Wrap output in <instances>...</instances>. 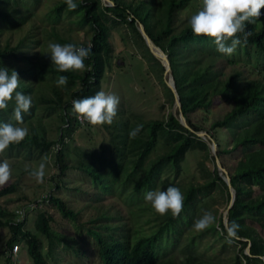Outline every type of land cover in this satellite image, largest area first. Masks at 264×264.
Here are the masks:
<instances>
[{
  "label": "trees",
  "instance_id": "obj_1",
  "mask_svg": "<svg viewBox=\"0 0 264 264\" xmlns=\"http://www.w3.org/2000/svg\"><path fill=\"white\" fill-rule=\"evenodd\" d=\"M37 1L39 0H28L29 4H35ZM112 1L114 2L113 6H103L101 0H74L77 8L73 11L68 10L65 0H59L50 8L46 15L49 20L53 22L59 20L63 8H65L67 14L74 16L73 21L76 24L80 26L88 25L92 32L90 42L81 45L91 50L84 61L85 68L81 71L58 72L52 61L48 63L42 61V59H35L45 57L41 51L33 56L26 53L31 46L35 47L39 43L35 31L38 27L28 20L30 13L17 7L18 0H0V64L6 59L8 63V58L15 56L17 59H25L27 64H31V67H28L24 73L34 72L35 75L38 73L40 77L49 73L56 76L64 75L68 78L67 82L79 83L76 89L71 90L70 100L65 101L63 105L60 118L66 124V127H61V133L55 142L46 141L43 137L40 139L36 133L32 132L25 140L18 144H12L10 147L19 146L30 150L34 146L42 151L47 150L54 144L59 146L60 149L61 146H64L65 136L72 131V122H78L77 115L75 113L70 114L67 111L72 108V101L93 96L100 91V82L104 76L105 65L108 63L111 52V45L108 40L110 32L108 21L112 24H125L131 29L135 42L142 46L146 56H148L147 61L151 62L150 66L157 67L156 73L170 102L173 103V94L163 79L164 68L159 60L149 53L138 30V23H142L151 40L168 57L176 91L180 99L181 111L187 123L193 128L207 131L212 136L216 142L217 156L222 166L226 168L222 160L224 153L254 148L253 152H250L253 153L255 161L249 166L243 163L242 167L238 166L233 170H228L230 182L235 191L234 202L228 210V225L232 222L239 224L237 234L234 237L228 236L222 215L218 218L217 226L220 228L221 236L224 234L228 240L239 243L240 254L235 258L234 264H242L240 257L247 263L263 262L261 256H264V238L259 235L252 223H257L261 228H264V82L258 79L247 82L234 97L236 100L235 105L221 119L213 121L208 129L194 123L189 114L196 109L208 108L212 103L214 94L217 92L212 90V81L216 76L213 67L217 58H220L221 53L216 50V45L212 39L206 36H195L192 33L188 21L190 19H187V22L180 27L175 24L181 9L193 7L190 5L191 0ZM24 25H26V30L23 27ZM4 30H19L22 35L15 45H11L10 37L1 40ZM245 30L251 35L248 36L245 42L243 34H238L242 46L244 48L252 46L258 51L264 52V14L255 23L246 22ZM47 33L54 35L60 44L75 43L59 35L54 29V25H51V29ZM75 44L79 46V44ZM7 69L9 75L12 70L20 71L18 68ZM17 90L29 94L32 91V86L31 84L19 82ZM223 92L229 94L228 87ZM55 95L60 104L61 98L57 90H55ZM252 113L259 121L257 124L259 131L242 136L229 149L222 148L215 138L213 130L229 127L236 120L251 116ZM5 121L6 119L0 110V122ZM137 125H143L142 130L135 137H130V130L136 128ZM119 128L120 134L118 136L122 146L114 147L118 159L105 161L103 158H99L101 161L100 166L106 168L105 171L92 163L80 162L71 166L88 174L92 183L97 185V190L102 194L113 195L118 193L124 195L126 201H136L139 195L145 196V193L152 190L165 166H169L177 172L187 152L202 151L204 160L208 158L215 160L206 141L184 128L180 124L177 115L172 112L167 114L165 120H150L133 124L126 118H120ZM63 130L65 132H62ZM159 140L167 147L166 150L156 158L151 159L146 166H143L145 159L151 154ZM60 149L56 153V162L58 169L63 173L68 169V165L64 163ZM248 159L247 156V163ZM204 160L203 164L205 163ZM209 175V178L203 183L187 184L183 191L184 202L180 214L174 216L171 212H168L163 215L161 224L155 230L153 229L148 233L143 232L141 223L136 220L131 228V238L121 239L111 236L103 238L101 233L89 229V234L96 240L101 264H215L209 260H203L195 251L194 235L188 240L189 242H186L184 247L187 252L181 260L164 257L166 251L175 246L177 233L181 232L183 228H186L189 232H191V229L194 231L193 219L199 208L198 206L207 199L208 193L213 187L217 185L225 191L228 206L230 193L216 166L210 171ZM13 189V184L0 188V196L10 193ZM41 201L51 202L66 217H75L73 211L66 208L61 199L55 195L48 194ZM138 202H140V205L142 204V201ZM148 207L150 206L145 205L139 209L145 211ZM16 216L15 212L6 208L0 209V226L7 227L11 233L5 246L11 252L17 241H23L27 255L33 264H49L43 253L42 243L38 235L24 228L25 217L23 220H19L16 219ZM51 220L50 215L40 211L36 216L35 230L47 239L49 248L52 249L55 240L66 241V238L50 226ZM146 220H149V218H146ZM108 228L112 229V227ZM168 228L172 230V234L169 237H164L163 230ZM204 231L210 232V234L216 233L220 237L215 223L209 225ZM243 238H246V240H243ZM248 244H250L249 254L245 253ZM75 251L76 254H80L79 249H75Z\"/></svg>",
  "mask_w": 264,
  "mask_h": 264
},
{
  "label": "rangeland",
  "instance_id": "obj_2",
  "mask_svg": "<svg viewBox=\"0 0 264 264\" xmlns=\"http://www.w3.org/2000/svg\"><path fill=\"white\" fill-rule=\"evenodd\" d=\"M58 1L39 0L35 4H29L28 0H18L17 2V7L27 10L30 13L28 20L38 27L35 31L39 43L35 47L31 46L26 52L27 55L33 56L41 51L45 57L35 59H42L48 63L51 61L48 44L49 42L58 43L54 35L47 33L51 29V25H54V29L59 35L74 41L79 46L89 43L92 37L88 25L76 24L73 21L74 16L67 14L65 8H63L59 20L53 22L47 18L46 15L50 8ZM190 2L193 7L179 11L178 19L175 21L179 27L202 6V0H191ZM101 3L106 6V2L101 0ZM261 11L264 14V10ZM107 24L110 28L108 40L111 52L100 82V90L114 93L119 97L120 103L113 122L110 125L97 126L84 120L83 123L72 122V131L65 136V143L61 149L55 144L42 151L34 146L30 150L17 146L9 147L5 152L0 153V161L6 160L11 168L9 181L0 185V188L10 184L14 185L13 191L0 196V209L6 208L15 212L16 219L19 220H23L25 217L24 228L38 235L49 264H101L96 240L89 234V229L101 233L103 238L111 236L125 239L131 238V228L134 226L135 220L141 223L142 231L148 233L157 229L163 219V215L156 213L145 201L144 196L139 195L136 201H126L122 194H102L97 190V185L92 183L88 174L71 167L80 162L92 163L105 171L106 168L100 166L99 158H103L105 161L118 159L114 147L122 146L118 136L120 134V118H126L132 124L150 120H165L167 114L175 110L156 73L157 67L150 66L151 62L147 61L148 56L142 46L135 42L131 29L125 24H112L110 21ZM21 35L19 30H4L1 40L10 37L11 45H15ZM226 44L230 45L231 40H228ZM221 56L219 59L217 58L213 67L216 76L212 81V90L217 92L212 98V103L206 109H196L189 114L194 123L207 129L213 121L221 119L235 105L234 97L247 82L256 79L264 82V52H260L252 46L244 48L241 43L233 54L221 53ZM2 67L18 68L20 83L32 86V91L26 94L32 97V106L29 113L24 114L23 123L19 126L28 128V135L33 132L40 139L43 137L46 141L55 142L61 133V127H66L60 118L63 105L65 101L70 100L71 90L76 89L79 83L67 82L64 86H57L58 76L56 75L49 73L40 77L38 73L36 75L34 72L24 73L28 67H31V64H27V60H19L15 56L9 57L8 63L7 59L3 60L0 64V68ZM227 87L229 94L223 92ZM55 90L60 94V104L57 101ZM13 107L14 102L11 101L8 108L1 112L6 119L5 122L16 124L17 122L11 119ZM67 111L70 114L73 113L72 108ZM258 123L259 121L252 113L251 116L236 120L229 127L214 129L213 134L222 148L229 149L242 136L251 132L257 133L259 131ZM166 148L159 140L151 154L145 159L143 166L162 154ZM59 149L63 154L64 163L68 165V169L63 173L58 169L56 162V153ZM252 150L254 148L224 153L222 160L227 171L238 166L242 167L243 163L249 166L255 161ZM247 156L249 157L248 163ZM203 158L202 151L187 152L177 172L169 166L163 168L151 191L157 189L166 191L167 187L172 185L178 187L183 193L187 184L203 183L216 166L215 160L211 158L204 160ZM41 163L45 164V177L43 183H38L30 175V172L37 169ZM48 194L59 197L66 208L73 211L75 217H66L51 202H42L41 200ZM138 201H142V204L140 205ZM145 205L150 207L145 211H140L139 208ZM226 206V193L216 185L208 193L207 199L198 206L193 221L199 219L206 211L210 212L215 215L214 223L220 233L217 221L219 216L222 215L223 218ZM40 211L52 217L50 226L66 238V241L55 240L52 249L49 248L47 239L35 230L36 216ZM252 225L264 238V228H261L257 223H252ZM108 227H112V229ZM190 231L183 228L181 232L177 233L175 246L170 247L164 257L181 260L187 252L184 247L186 242H189L188 240L194 235L195 251L203 260H209L215 264L235 263V258L240 254L238 242L228 240L224 234L221 236V233L219 237L216 233L210 234L204 230L196 231L194 229L192 231L191 229ZM171 234L170 228L163 230L164 237H169ZM10 236L9 229L0 226V264H33L27 255L23 241H17L15 244L19 246L17 256H11L9 249L5 246ZM75 249H79L80 254H76ZM240 260L242 264H264L259 261L247 263L242 257Z\"/></svg>",
  "mask_w": 264,
  "mask_h": 264
},
{
  "label": "clouds",
  "instance_id": "obj_3",
  "mask_svg": "<svg viewBox=\"0 0 264 264\" xmlns=\"http://www.w3.org/2000/svg\"><path fill=\"white\" fill-rule=\"evenodd\" d=\"M68 10H75L77 4L74 0H65ZM261 9H264V0H202V6L189 20L190 28L195 36H206L213 40L216 50L222 54L231 55L236 47L241 44L238 34H243L246 42L251 33L245 30V23H255L260 18ZM231 40L227 45L226 41ZM50 59L58 72L81 71L85 68V59L90 54V49L78 46L75 43L49 42ZM67 76L60 75L56 79L57 86L67 84ZM20 78L15 70L5 67L0 68V110H5L9 102L14 100L12 117L17 123L0 122V153L5 152L12 144H18L25 140L29 129L19 126L23 123L24 114H28L32 106V97L17 89ZM120 103L119 97L114 93L98 91L93 96L72 101V111L78 118L87 121L93 126L111 124L117 115ZM143 128L137 125L130 130V137H135ZM30 175L38 182L43 183L45 177V164L41 163ZM11 177V168L8 162L0 161V185H4ZM145 201L160 215L171 212L178 216L183 209L184 197L178 187L169 185L166 191H148L144 196ZM215 216L205 212L197 219L193 228L196 231L205 230L215 222ZM239 224L232 222L226 225L229 237H234L239 229Z\"/></svg>",
  "mask_w": 264,
  "mask_h": 264
},
{
  "label": "water",
  "instance_id": "obj_4",
  "mask_svg": "<svg viewBox=\"0 0 264 264\" xmlns=\"http://www.w3.org/2000/svg\"><path fill=\"white\" fill-rule=\"evenodd\" d=\"M104 2H106V6H113L114 2L112 0H102ZM138 30L141 33L144 42L148 48L149 53L154 56L156 59L159 60V62L161 63V65L164 68V72H163V79L164 82L166 83L167 87L171 90L172 94H173V107H174V112H172L174 115L177 114V118L180 122V124L188 129L189 131H191L192 133H194L196 136H198L199 138L203 139L204 141H206L210 152L212 153V155L215 157V165L217 170L219 171L220 175H222L223 180L225 181L227 187H228V191L230 193V200L228 203V206L225 210L224 216H223V222L224 225L226 227V225H228V210L229 208L232 206L234 199H235V191L234 188L231 185L230 182V177H229V173L227 171V169L225 167L222 166L220 159L217 156V146H216V142L214 141V139L212 138V136L207 133V131L203 130V129H197V128H193L191 127L187 121L186 118L184 117V115L182 114L181 111V104H180V99L179 96L177 94L176 91V87H175V83H174V79H173V75H172V71H171V67H170V62L168 60L167 55L160 49V47H158L149 37V35L146 33L144 26L142 25V23H138ZM110 78V77H108ZM243 240H246V238H243ZM249 245L247 246L245 253L249 254ZM261 259L264 262V256H261Z\"/></svg>",
  "mask_w": 264,
  "mask_h": 264
},
{
  "label": "built area",
  "instance_id": "obj_5",
  "mask_svg": "<svg viewBox=\"0 0 264 264\" xmlns=\"http://www.w3.org/2000/svg\"><path fill=\"white\" fill-rule=\"evenodd\" d=\"M77 120H78L79 123H83V120L82 119L78 118ZM18 252H19V246L18 245H14L12 247V249H11L10 254H11V256H14L15 257V256H17Z\"/></svg>",
  "mask_w": 264,
  "mask_h": 264
}]
</instances>
